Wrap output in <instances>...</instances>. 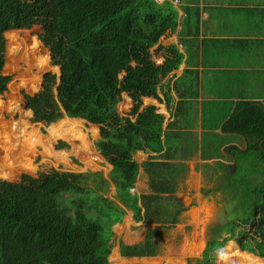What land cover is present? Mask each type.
Listing matches in <instances>:
<instances>
[{
  "label": "trees",
  "instance_id": "1",
  "mask_svg": "<svg viewBox=\"0 0 264 264\" xmlns=\"http://www.w3.org/2000/svg\"><path fill=\"white\" fill-rule=\"evenodd\" d=\"M50 19L54 29L40 34L39 39L61 69L59 82L56 90L50 87L38 99L27 100L26 108L34 122L45 125L65 116L88 123L106 121L97 150L112 168L108 176L98 171L50 174L45 176L43 192L31 188L37 184L33 180L30 187L0 180V264H110L114 226L123 221L127 211L137 223L156 226L142 243L122 247V256L153 257L165 228L161 224L162 199L165 194L173 197L182 170L181 164L169 161L176 158L178 149L168 130L182 126L178 120L186 93L179 84L173 87L163 83L180 67L183 53L176 45L159 44L157 49L167 56L166 63L158 66L151 49L168 31L177 30L178 11L170 0L162 4L152 0H0V31L30 22L44 25ZM184 28V34L191 32V18L185 20ZM157 60L163 62L162 56ZM1 69L0 54L3 89L9 80ZM173 90L180 99L175 119L166 128L165 117L155 106L139 113L142 103H138L128 119L118 114L124 92L160 100L161 91L169 110ZM124 101L123 107L128 106ZM202 128L203 159L218 157L227 143L218 129L245 137L248 147H226L235 160V171L231 173L219 163L225 175L216 191L232 197L235 216L225 227L229 235L209 240L196 264H209L232 239L238 247L230 242L223 257L240 250L244 257L241 263L253 264L257 256L264 258V105L242 101L231 111L228 103L207 101L203 104ZM138 151L166 159L159 162L151 156L144 164L152 192L140 199L131 193L139 175L140 166L134 159ZM257 207L259 219H254ZM176 223L174 217L169 225Z\"/></svg>",
  "mask_w": 264,
  "mask_h": 264
},
{
  "label": "rangeland",
  "instance_id": "2",
  "mask_svg": "<svg viewBox=\"0 0 264 264\" xmlns=\"http://www.w3.org/2000/svg\"><path fill=\"white\" fill-rule=\"evenodd\" d=\"M53 29L54 21L50 19L44 25L30 22L0 31L1 74L9 80L0 89V180H11V183L5 182L23 187H30L33 180L37 184L31 188L38 192L46 189L45 176L50 174L98 171L108 176L111 171V165L97 150L106 121L88 123L84 119L65 116L56 123L45 125L34 122L33 114L26 108L27 100L38 99L51 88L56 90L59 82L60 68L53 63L49 48L39 39L40 34ZM122 77L120 75V79ZM124 99L128 103L126 107H123ZM138 103H142L139 113L155 106L164 112L167 120L171 116L157 98L125 92L119 99L118 114L131 118ZM176 156L183 168L176 180L173 197L165 194L162 199L164 222L161 224L165 228L157 239L158 253L153 257L122 256V247L142 243L146 233L156 226L137 223L132 212L127 211L123 221L114 227L110 264H142V261L149 264H196L202 259L209 240L229 235L225 227L235 216V203L231 196L216 191V188L223 183L225 175L219 163L233 173L235 160L229 159L228 155L211 160L202 159L198 153H177ZM137 160H142L140 155ZM195 171L202 176L198 182L193 178ZM146 183L147 180L137 181L133 191L135 197L140 198L149 192ZM258 210L259 207L254 219H259ZM174 217H177V223L170 226ZM230 242L238 247L232 239L220 248L223 253ZM239 252L229 251L225 257L217 253L209 264H244L241 263L244 257ZM256 258L253 264H264V258Z\"/></svg>",
  "mask_w": 264,
  "mask_h": 264
},
{
  "label": "crops",
  "instance_id": "3",
  "mask_svg": "<svg viewBox=\"0 0 264 264\" xmlns=\"http://www.w3.org/2000/svg\"><path fill=\"white\" fill-rule=\"evenodd\" d=\"M170 1L178 11L177 30L168 31L160 38L159 43L151 49V57L158 66L166 63L167 54L157 49L159 44L166 47L176 45L183 53L184 59L180 67L163 80L164 84L173 87L179 84L180 90L186 93L184 109L178 120L182 126H174L168 130V134L170 133L172 144L178 149L176 154L198 153L203 159L201 143L205 102L228 103L231 111L242 101H255L264 105V0ZM189 18L191 32L184 34V23ZM160 56L163 62L157 60ZM172 95V107L168 110L165 96L159 91L161 101L158 100L171 112L167 120L163 111H157L165 117L164 128L175 119V107L180 99L175 90ZM216 132L227 140L220 148L219 156L228 155L229 159H234L225 151L230 145L241 150L247 149L248 141L245 137L225 134L221 129ZM137 155L141 156V161L137 160ZM151 156H155V161H166L152 152L138 151L134 155L140 166L134 187L136 188L137 181L147 180L146 188L149 192L143 195L152 192L149 188V175L144 168ZM177 157L169 161L183 166ZM213 158L216 157L204 160ZM225 168L227 169L226 166ZM193 178L198 182L202 176L195 171Z\"/></svg>",
  "mask_w": 264,
  "mask_h": 264
},
{
  "label": "built area",
  "instance_id": "4",
  "mask_svg": "<svg viewBox=\"0 0 264 264\" xmlns=\"http://www.w3.org/2000/svg\"><path fill=\"white\" fill-rule=\"evenodd\" d=\"M166 0H152V2L154 3V4H162V3H164ZM175 2H178L179 0H174Z\"/></svg>",
  "mask_w": 264,
  "mask_h": 264
},
{
  "label": "clouds",
  "instance_id": "5",
  "mask_svg": "<svg viewBox=\"0 0 264 264\" xmlns=\"http://www.w3.org/2000/svg\"><path fill=\"white\" fill-rule=\"evenodd\" d=\"M218 255L221 256V257H223L224 256L223 251L222 250H218Z\"/></svg>",
  "mask_w": 264,
  "mask_h": 264
},
{
  "label": "water",
  "instance_id": "6",
  "mask_svg": "<svg viewBox=\"0 0 264 264\" xmlns=\"http://www.w3.org/2000/svg\"><path fill=\"white\" fill-rule=\"evenodd\" d=\"M60 74H61V69H60ZM135 189L133 188L132 190H131V193L133 194V191H134ZM115 227V226H114Z\"/></svg>",
  "mask_w": 264,
  "mask_h": 264
},
{
  "label": "bare ground",
  "instance_id": "7",
  "mask_svg": "<svg viewBox=\"0 0 264 264\" xmlns=\"http://www.w3.org/2000/svg\"><path fill=\"white\" fill-rule=\"evenodd\" d=\"M31 113V112H30ZM253 255V254H252Z\"/></svg>",
  "mask_w": 264,
  "mask_h": 264
}]
</instances>
